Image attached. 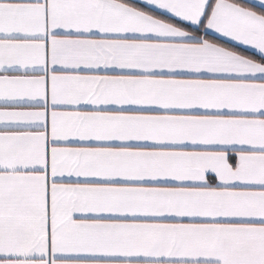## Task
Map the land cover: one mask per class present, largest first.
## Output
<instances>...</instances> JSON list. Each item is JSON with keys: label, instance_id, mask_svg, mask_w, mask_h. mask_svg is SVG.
Returning a JSON list of instances; mask_svg holds the SVG:
<instances>
[{"label": "snow or ice", "instance_id": "obj_1", "mask_svg": "<svg viewBox=\"0 0 264 264\" xmlns=\"http://www.w3.org/2000/svg\"><path fill=\"white\" fill-rule=\"evenodd\" d=\"M0 264H264V0H0Z\"/></svg>", "mask_w": 264, "mask_h": 264}]
</instances>
